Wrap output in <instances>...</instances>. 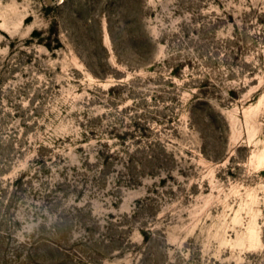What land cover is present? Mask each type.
<instances>
[{
    "label": "rangeland",
    "instance_id": "obj_1",
    "mask_svg": "<svg viewBox=\"0 0 264 264\" xmlns=\"http://www.w3.org/2000/svg\"><path fill=\"white\" fill-rule=\"evenodd\" d=\"M0 264H264V0H0Z\"/></svg>",
    "mask_w": 264,
    "mask_h": 264
}]
</instances>
